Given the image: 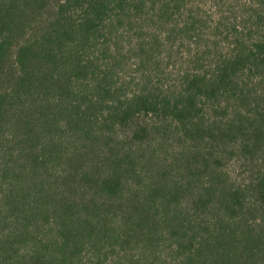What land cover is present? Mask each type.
<instances>
[{
  "label": "trees",
  "instance_id": "trees-1",
  "mask_svg": "<svg viewBox=\"0 0 264 264\" xmlns=\"http://www.w3.org/2000/svg\"><path fill=\"white\" fill-rule=\"evenodd\" d=\"M0 264H264V0H0Z\"/></svg>",
  "mask_w": 264,
  "mask_h": 264
}]
</instances>
